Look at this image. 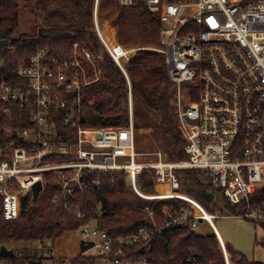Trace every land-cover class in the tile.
I'll return each mask as SVG.
<instances>
[{"label": "built area", "instance_id": "obj_1", "mask_svg": "<svg viewBox=\"0 0 264 264\" xmlns=\"http://www.w3.org/2000/svg\"><path fill=\"white\" fill-rule=\"evenodd\" d=\"M116 1L129 8L137 0ZM142 1L160 23L154 47L121 45L114 28L100 20V0L93 3V30L127 81L126 127L82 125L81 92L99 80L97 64L102 61L88 50L57 56L37 49L19 63L17 82L0 79V115L12 119L15 114L18 124L0 130L4 220L20 217L34 185L41 184L39 195L45 190L46 176L64 197H76L97 186L100 174L120 171L125 182L131 173L138 178L139 191L128 188L140 198L186 204L180 209L163 206L161 224L146 207L150 224L130 234H110L91 222L81 225L82 242L92 243L89 250L104 264H156L150 258L156 235L178 228L196 231L200 222L213 220L215 214L185 193L181 184L185 170L203 172L211 188L238 209L232 217L264 225V0ZM74 47L78 49L77 44ZM141 50L164 56L184 160L169 161L160 152L142 160L144 154L136 149L126 65ZM144 174L152 180L153 194L142 189ZM71 211L82 218L77 209Z\"/></svg>", "mask_w": 264, "mask_h": 264}, {"label": "trees", "instance_id": "obj_2", "mask_svg": "<svg viewBox=\"0 0 264 264\" xmlns=\"http://www.w3.org/2000/svg\"><path fill=\"white\" fill-rule=\"evenodd\" d=\"M93 3L94 0H0V79L17 82L15 73L19 63L26 61L37 49H47L61 56L70 54L73 45L77 44L78 50L102 56V61L97 64L99 80L81 92L82 125L122 128L129 123L128 85L123 73L103 51L93 30ZM21 4L43 11L46 17L42 26L34 28L32 33L13 38L11 35L18 26ZM115 15L113 25L121 45L154 47L158 44V16L148 11L142 0H137L129 8L116 5ZM104 19L100 13V20ZM126 72L131 84L134 129H157L165 158L169 161L184 160V141L170 104L172 87L167 78L164 56L152 51H138L126 65ZM87 75L93 78L91 70L87 71ZM8 126H18L15 114L12 119L0 115V130ZM59 130L73 132L64 128ZM181 174L185 193L198 201L208 213L215 214L219 210L214 202L217 191L211 188L204 173L185 170ZM132 180L128 181L126 176L124 182L123 172L120 171L100 174L97 186L85 189L76 197H64L58 185L46 176L45 190L36 200L27 197L23 201L21 215L16 220H4L0 198V243L56 241L90 222L110 234H130L150 224L144 211L146 207L153 210L157 223L161 224L164 220L161 213L163 206L175 209L186 206L176 199H142L134 193L139 191L138 183L134 182L138 178ZM141 185L146 194H153L149 176L143 175ZM224 207L231 215L238 211L227 202ZM72 208L77 209L82 218H78ZM196 231L178 228L156 235L150 258L156 264H225L224 254L227 264H264L249 260L230 245L226 253L225 245L219 239V247L214 232L200 235ZM10 259L12 264H44L43 258L36 256L12 255ZM70 261L71 264H99L100 259L79 254Z\"/></svg>", "mask_w": 264, "mask_h": 264}, {"label": "rangeland", "instance_id": "obj_3", "mask_svg": "<svg viewBox=\"0 0 264 264\" xmlns=\"http://www.w3.org/2000/svg\"><path fill=\"white\" fill-rule=\"evenodd\" d=\"M116 0H100L99 11L104 16L103 25L113 27L115 15ZM19 19L16 30L11 35L13 38L27 35L33 32L34 28L42 26L46 13L43 11L32 10L27 4H21L19 8ZM140 47V46H134ZM133 48V47H128ZM72 50L75 49L74 45ZM132 100V99H131ZM129 111V108H128ZM136 149L142 155V160L154 158L155 152H160L165 158L161 148V141L157 129L135 130ZM166 159V158H165ZM214 190V189H213ZM216 192V191H215ZM215 204L219 209L213 218V224L222 240L238 252L245 255L249 260L254 262H264V225L248 220L236 219L225 209L226 200L219 191L215 195ZM201 212L200 209H197ZM203 215L209 217L208 215ZM94 222L89 225L92 226ZM197 234L207 235L215 233L209 222L204 221L197 229ZM82 238L80 231H74L63 235L56 241H21L0 243V264H12L11 257L2 256L4 252L17 257H41L44 264H60L61 261H68L81 254L80 243ZM3 250V251H2ZM95 251L88 250L84 256H94ZM224 257V255H223ZM229 257V256H228ZM225 264L226 259L224 257ZM59 262V263H58ZM99 264H104L99 261Z\"/></svg>", "mask_w": 264, "mask_h": 264}, {"label": "water", "instance_id": "obj_4", "mask_svg": "<svg viewBox=\"0 0 264 264\" xmlns=\"http://www.w3.org/2000/svg\"><path fill=\"white\" fill-rule=\"evenodd\" d=\"M81 122L83 123L84 122V119L81 120ZM41 191V184L40 183H36L32 189V196H33V200H36L38 195H39V192ZM93 246L92 243H88V244H85L84 242H81L80 243V251H81V254H84L86 251H88L91 247ZM3 251V250H2ZM2 256H9L11 257L12 254H9L7 252H4L3 254H1Z\"/></svg>", "mask_w": 264, "mask_h": 264}, {"label": "crops", "instance_id": "obj_5", "mask_svg": "<svg viewBox=\"0 0 264 264\" xmlns=\"http://www.w3.org/2000/svg\"><path fill=\"white\" fill-rule=\"evenodd\" d=\"M210 224H211L212 228H213L214 231H215V235H216V238H217V241H218L219 247H220V240H221V242L225 245V252H226V248H227L228 244H226V243L224 242V240H222V237L220 236V234L218 233V231H217L216 228L214 227L213 220L210 222ZM219 239H220V240H219ZM226 253H227V252H226Z\"/></svg>", "mask_w": 264, "mask_h": 264}, {"label": "bare ground", "instance_id": "obj_6", "mask_svg": "<svg viewBox=\"0 0 264 264\" xmlns=\"http://www.w3.org/2000/svg\"><path fill=\"white\" fill-rule=\"evenodd\" d=\"M127 178H128V181H132L133 182V178H134V176L131 174V173H127ZM134 182H136V183H138V180H135ZM198 211V210H197Z\"/></svg>", "mask_w": 264, "mask_h": 264}]
</instances>
